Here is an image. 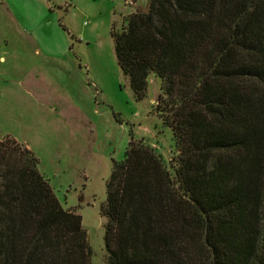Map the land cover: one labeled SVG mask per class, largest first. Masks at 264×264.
Returning a JSON list of instances; mask_svg holds the SVG:
<instances>
[{
  "label": "trees",
  "instance_id": "1",
  "mask_svg": "<svg viewBox=\"0 0 264 264\" xmlns=\"http://www.w3.org/2000/svg\"><path fill=\"white\" fill-rule=\"evenodd\" d=\"M112 35L136 100L150 73L162 79L178 153L172 173L131 140L114 164L101 205L109 264H264V0H150ZM39 164L0 140V264H91L82 216Z\"/></svg>",
  "mask_w": 264,
  "mask_h": 264
},
{
  "label": "rangeland",
  "instance_id": "2",
  "mask_svg": "<svg viewBox=\"0 0 264 264\" xmlns=\"http://www.w3.org/2000/svg\"><path fill=\"white\" fill-rule=\"evenodd\" d=\"M149 2L78 0L79 7L63 14L73 32L70 54L61 62L42 59L17 67L14 79L0 85V140L10 136L28 146L64 209L82 216L91 264H109L101 205L130 141L152 146L172 173L176 165L173 132L158 108L163 81L150 73L145 98L136 100L112 35Z\"/></svg>",
  "mask_w": 264,
  "mask_h": 264
},
{
  "label": "crops",
  "instance_id": "3",
  "mask_svg": "<svg viewBox=\"0 0 264 264\" xmlns=\"http://www.w3.org/2000/svg\"><path fill=\"white\" fill-rule=\"evenodd\" d=\"M77 1L0 0V85L14 79L17 67L42 59L61 62L70 54L73 32L63 14L79 7Z\"/></svg>",
  "mask_w": 264,
  "mask_h": 264
},
{
  "label": "built area",
  "instance_id": "4",
  "mask_svg": "<svg viewBox=\"0 0 264 264\" xmlns=\"http://www.w3.org/2000/svg\"><path fill=\"white\" fill-rule=\"evenodd\" d=\"M128 1L133 3V0H128Z\"/></svg>",
  "mask_w": 264,
  "mask_h": 264
}]
</instances>
